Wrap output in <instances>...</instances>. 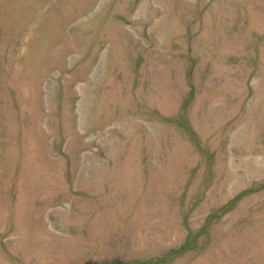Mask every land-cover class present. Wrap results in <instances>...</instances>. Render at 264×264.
I'll return each instance as SVG.
<instances>
[{"label": "rangeland", "instance_id": "obj_1", "mask_svg": "<svg viewBox=\"0 0 264 264\" xmlns=\"http://www.w3.org/2000/svg\"><path fill=\"white\" fill-rule=\"evenodd\" d=\"M0 264H264V0H0Z\"/></svg>", "mask_w": 264, "mask_h": 264}, {"label": "bare ground", "instance_id": "obj_2", "mask_svg": "<svg viewBox=\"0 0 264 264\" xmlns=\"http://www.w3.org/2000/svg\"><path fill=\"white\" fill-rule=\"evenodd\" d=\"M71 245V244H70ZM67 251V250H66ZM73 254V253H72ZM73 257V256H72Z\"/></svg>", "mask_w": 264, "mask_h": 264}]
</instances>
